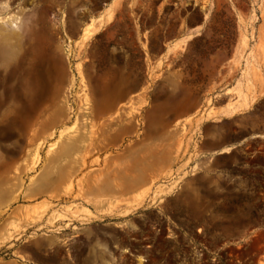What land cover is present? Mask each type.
I'll return each mask as SVG.
<instances>
[{
	"label": "rangeland",
	"instance_id": "1",
	"mask_svg": "<svg viewBox=\"0 0 264 264\" xmlns=\"http://www.w3.org/2000/svg\"><path fill=\"white\" fill-rule=\"evenodd\" d=\"M0 19V264H264V0Z\"/></svg>",
	"mask_w": 264,
	"mask_h": 264
},
{
	"label": "bare ground",
	"instance_id": "2",
	"mask_svg": "<svg viewBox=\"0 0 264 264\" xmlns=\"http://www.w3.org/2000/svg\"><path fill=\"white\" fill-rule=\"evenodd\" d=\"M114 10H115L114 7H111V8L108 9V14H107L108 17L105 20L102 21V23H101L102 25L108 23L111 20L112 15L114 13ZM18 28H19L18 30L23 31V28H21V27H18ZM23 32L22 33L21 32H18L17 53H16V57H15V70H16V73H17V84H18V87H20V85H22V82L24 80V74H25V70H26V65L28 64V60H29L28 55H27V52L25 50V48H26L25 47V42H26L25 40H27V39L24 38ZM90 33H91V30H89V29L87 31H85V37L87 38ZM242 43L243 44L245 43V38L244 37L242 39ZM29 67L32 68V66H29ZM26 95L28 96V94H26Z\"/></svg>",
	"mask_w": 264,
	"mask_h": 264
}]
</instances>
